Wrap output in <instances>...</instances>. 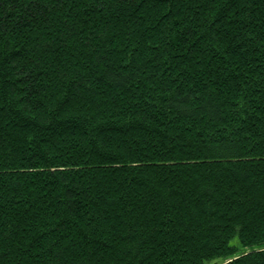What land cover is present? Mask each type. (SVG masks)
<instances>
[{
  "label": "trees",
  "instance_id": "obj_1",
  "mask_svg": "<svg viewBox=\"0 0 264 264\" xmlns=\"http://www.w3.org/2000/svg\"><path fill=\"white\" fill-rule=\"evenodd\" d=\"M0 264H264V0H0Z\"/></svg>",
  "mask_w": 264,
  "mask_h": 264
}]
</instances>
